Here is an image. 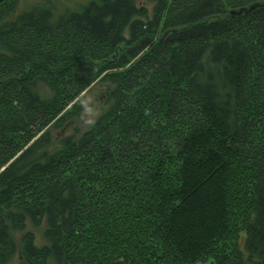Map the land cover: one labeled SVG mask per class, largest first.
I'll return each instance as SVG.
<instances>
[{"label":"trees","instance_id":"obj_1","mask_svg":"<svg viewBox=\"0 0 264 264\" xmlns=\"http://www.w3.org/2000/svg\"><path fill=\"white\" fill-rule=\"evenodd\" d=\"M19 1L0 264H264V0ZM96 84L107 108L73 127Z\"/></svg>","mask_w":264,"mask_h":264},{"label":"rangeland","instance_id":"obj_2","mask_svg":"<svg viewBox=\"0 0 264 264\" xmlns=\"http://www.w3.org/2000/svg\"><path fill=\"white\" fill-rule=\"evenodd\" d=\"M44 0H20L18 8H26L33 3H37ZM75 0H52V3L55 5L56 10H61L64 6L71 7L72 3ZM143 4H147L146 0H139ZM108 91L104 84L93 85L85 94L83 101V108L79 116L75 121L72 122L73 127H78L79 129H87L96 119V117L101 114L108 106ZM40 238V234L37 233ZM242 247L243 244H240ZM201 264H212L208 261Z\"/></svg>","mask_w":264,"mask_h":264}]
</instances>
